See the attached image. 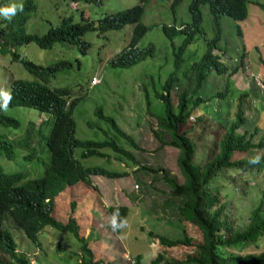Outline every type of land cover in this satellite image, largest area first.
Masks as SVG:
<instances>
[{
	"label": "rangeland",
	"instance_id": "rangeland-1",
	"mask_svg": "<svg viewBox=\"0 0 264 264\" xmlns=\"http://www.w3.org/2000/svg\"><path fill=\"white\" fill-rule=\"evenodd\" d=\"M189 1L176 0L172 3V0H146L144 2L140 21L147 25V30L138 39L136 45L142 47L152 43L154 51L151 56H146L130 66H111L108 60L128 42L133 23H126L117 29H107L101 34L96 30L84 32L81 39L88 42L85 53H80L74 45L60 41L53 42L49 48H41L33 41L13 47L24 57L41 64L50 63L56 58H66L72 62L71 67L50 76L46 85L67 86L71 89L70 97H78L72 110L75 136L100 139L104 136L103 130L111 131L107 122L93 113L95 105L99 104L137 144V147H133L125 139L121 137L118 139L120 144L131 151L132 157H123V155L114 157V151L103 148V151L108 153L107 158L98 156L79 158L84 165H102L125 173L113 178L101 174L90 175L91 183L95 188L78 181L72 186L66 185L54 197V216L63 221L66 220L69 210L67 203L69 200L75 201L72 214L77 222L79 234L81 236L89 234L87 243L93 250L94 259L98 260L96 264H151L150 259L156 252H160L164 257L182 258L183 252L191 249L184 243L166 248L158 242L155 234L175 238L185 232L192 241H201L199 228L182 219L178 210L184 197L175 192L162 176L165 172L177 182L182 181L176 162L178 149L170 145L159 146L158 140L151 131L156 127V118L147 113L141 89L143 85L147 86L149 91L153 87L157 88L173 68L170 39L165 36L160 26L161 24L177 25L188 21ZM33 2L36 8L25 21V30L39 34L45 31L49 24H57L61 16L71 15L73 20H79L82 12L85 17L97 19L105 12L122 9L137 3L138 0H101L100 3L84 0L73 2L33 0ZM256 2L264 4V0H247V15L243 19L220 15L221 33L217 42V47L224 55L221 56L224 64L228 69L236 66V71L231 74L234 86L239 89L248 87L253 93H256L253 73H258L260 79L264 80L261 76V71L264 73L262 62L264 10ZM21 3L22 0H0V8L12 5L19 7ZM200 10L201 31H196L193 40L184 48L183 65H187L201 54L205 40L213 34L212 19L207 4L200 5ZM4 20L5 17L0 15V28L4 26ZM181 37V34L174 35L173 43L177 44ZM2 40L0 34V45ZM6 47L12 49L9 43ZM217 50L214 49L213 52ZM238 58L241 60L239 61ZM178 75L176 86L172 87L173 102L180 89L185 88L187 93H190L193 80L192 73L183 76L180 70ZM92 77H97L98 82L90 84ZM13 78L34 79L35 77L18 61L11 59L9 52L0 50V92L8 93L9 83ZM206 80H208L207 84L212 86V91L223 85V75L220 74L211 73ZM207 84V87H204L206 90H208ZM256 96L251 94L243 99L245 120L237 128V131H244L248 135L256 123L259 129H256L251 136L253 141L261 136L264 138V107L263 110L256 109L262 102L257 100ZM3 98L5 97L0 95V99ZM153 102L152 107L155 105ZM217 103L218 100L213 98L207 99L204 106L198 104L181 126L182 129L187 130L193 141L192 162L199 165L207 160L212 147L216 149L215 141L220 138L224 130L216 119L221 111ZM228 106L231 114L234 108L233 101ZM0 111L20 121L17 127L0 124V136L5 139L21 137L29 121L36 126L35 136L33 132L28 145L15 146L10 157L0 152V167L3 171L23 170L30 177L39 175L43 170V161L48 159L39 136L40 132L45 133L50 126L49 114L25 106H5ZM220 121H225V118ZM33 125L31 126L34 128ZM188 125L191 127H187ZM79 150V147L75 148V156ZM262 151V149H253L247 152H232L231 157L258 155ZM159 167L164 171L155 169ZM221 177L216 181L221 198L225 199L227 206L232 207L228 213L232 216L233 223L237 224L238 212L257 202L264 187V171L226 168L221 172ZM226 189L227 193H225ZM109 204H125L128 207L118 230H115L111 219L107 216L106 206ZM245 212L246 210L240 213L245 216ZM6 226L15 240L16 249L27 255L29 264H77L78 243L69 233L46 227L39 235L42 243L39 247L28 239L22 230L13 227L11 221ZM149 231L154 235L149 234ZM257 241L261 247L264 244V234ZM162 247H165L164 250ZM226 249L247 252L253 251L254 246L246 243L241 247L231 246Z\"/></svg>",
	"mask_w": 264,
	"mask_h": 264
},
{
	"label": "trees",
	"instance_id": "trees-1",
	"mask_svg": "<svg viewBox=\"0 0 264 264\" xmlns=\"http://www.w3.org/2000/svg\"><path fill=\"white\" fill-rule=\"evenodd\" d=\"M84 1L101 2V0ZM145 1L138 0L137 3L122 9L105 12L97 19L85 17L82 12L79 20H73L71 15L61 16L57 24H49L45 31L39 34L25 30V21L36 8L33 0H22L20 4L22 10L19 6L11 19L5 18L4 26L0 28L3 39L0 50L9 52L11 59L18 61L35 78H13L9 83L8 91L11 98L7 104L5 98L0 99V109L5 106H25L47 112L50 117V126L45 133L40 132L39 136L43 141L48 158L47 161H43V170L39 175L30 177L23 170L3 171L0 167V264H29L27 255L16 249L15 240L6 226L9 221L13 227L22 230L23 234L39 247L42 246L39 235L46 227L67 232L78 243L77 264H96L98 260L94 259L93 250L87 243L89 234L81 236L78 232V225L72 214L75 201L69 200L67 203L69 210L66 220L63 221L54 216V197L66 185L72 186L78 181H83L95 188L91 183L90 175L101 174L113 178L125 173L108 169L102 165H84L79 158L87 156L107 158L108 153L103 151V148L114 151V157L122 155L132 157L131 151L118 142L119 137L125 139L133 147H137L132 136L120 128L114 117L105 113L102 105L99 104L95 105L93 113L107 122L111 131L103 130L104 136L100 139L75 136L72 110L78 97H70L71 89L67 86L49 87L46 85L50 76L71 67L72 62L66 58H56L50 63L41 64L24 57L13 47L33 41L41 48H49L53 42L60 41L74 45L80 53H85L88 42L81 39L84 32L96 30L98 34H101L107 29H117L126 23H133L128 42L108 60L111 66H130L146 56H151L154 51L152 43L142 47L136 45L138 39L147 30V25L140 21ZM172 1V3L176 2V0ZM204 3L207 4L211 15L213 34L205 40L201 54L187 65H183L184 48L193 40L195 32L201 31L200 5ZM246 3L247 0H190L187 4L188 21L177 25L161 24L160 26L165 36L170 39L173 68L157 88L153 87L149 91L147 86L143 85L141 87L142 97L147 113L156 118V127L151 131L158 140L159 146L170 145L178 149L176 162L182 175V181L177 182L165 172L162 176L175 192L184 197L178 210L182 219L199 228L201 241H192L184 231L182 236L175 238L155 234L158 242L166 248L184 243L191 249L183 252L182 258L164 257L160 252H156L150 259L151 264H264V244L259 247L260 244L257 241L264 234V187L261 189L257 202L240 211L243 213L246 210V217L238 212L239 223L234 224L232 216L228 213L232 207L227 206L225 199L221 198L216 182L222 178L221 172L226 168L264 171V138L261 136L262 139L259 137L255 141L251 139L254 131L259 129L258 125L255 123L256 128L254 127L248 135L244 131H237L245 120L243 99L256 94L257 100L262 101L256 109L263 110L264 96L258 91L259 86L254 80L256 93L248 87L239 89L234 86L231 74L236 71V66L228 69L221 58L224 55L217 47L221 33L220 15L243 19L247 15ZM256 4L264 10L263 3L256 2ZM237 31L239 33V29ZM176 34H181L182 37L177 44H174L172 37ZM8 43L12 49L6 47ZM214 49H218L217 52H213ZM262 62L264 64V60ZM180 70L183 76L192 73L193 80L190 93H187L185 88L180 89L173 102L172 87L176 86L175 82L179 78ZM211 73L223 75V85L218 86L215 91H212V86L207 84L208 80H206ZM206 84L208 90L204 88L207 87ZM213 98L218 100L217 104L221 111L216 119L224 130L220 138L215 141L216 149L212 147L207 160L199 165L192 162L193 141L187 130L182 129L181 126L198 104L204 106L207 99L212 100ZM231 101H233L234 108L230 114L228 105ZM152 102L155 104L153 107ZM222 118H225V121H220ZM19 123L18 118L0 111V124L17 127ZM31 125L33 124L29 121L24 134L17 139H5L0 136V152L10 157L15 146L28 145L33 132L35 136L36 126L33 125V128ZM77 147L80 150L75 156L74 150ZM253 149L263 151L258 155L242 158L231 157L232 152H247ZM25 157H30V155H25ZM257 158V163L251 162ZM155 169L164 171L161 167ZM227 192L226 189L225 193ZM106 211L111 222L115 217L114 228L118 230L127 214L128 207L125 204H109L106 206ZM243 217H245L244 220ZM149 234L154 235L150 231ZM246 243L252 244L254 250L235 252L226 249L231 246L241 247ZM164 248L162 247L163 250Z\"/></svg>",
	"mask_w": 264,
	"mask_h": 264
},
{
	"label": "clouds",
	"instance_id": "clouds-1",
	"mask_svg": "<svg viewBox=\"0 0 264 264\" xmlns=\"http://www.w3.org/2000/svg\"><path fill=\"white\" fill-rule=\"evenodd\" d=\"M16 5H12L9 7H4V8H0V15H2L3 17L7 18V19H11L12 16H14L16 14ZM21 10H22V5L20 6ZM92 84V83H90ZM0 95H3L5 97V101L6 104L7 102L10 100V94L7 92H0ZM252 163H257L258 162V158L251 161ZM113 226H115V217H113Z\"/></svg>",
	"mask_w": 264,
	"mask_h": 264
},
{
	"label": "built area",
	"instance_id": "built-area-1",
	"mask_svg": "<svg viewBox=\"0 0 264 264\" xmlns=\"http://www.w3.org/2000/svg\"><path fill=\"white\" fill-rule=\"evenodd\" d=\"M255 74V76H253V79H254V81L258 84V86H259V91L262 93V95L264 96V81H262L261 79H260V76H259V74L257 73H253V75ZM258 79V81H256ZM98 78L97 77H92L91 78V80H90V82L92 83V84H94V83H96V82H98Z\"/></svg>",
	"mask_w": 264,
	"mask_h": 264
},
{
	"label": "crops",
	"instance_id": "crops-1",
	"mask_svg": "<svg viewBox=\"0 0 264 264\" xmlns=\"http://www.w3.org/2000/svg\"><path fill=\"white\" fill-rule=\"evenodd\" d=\"M261 74H262L261 76H262V78H263V77H264V73H262V71H261Z\"/></svg>",
	"mask_w": 264,
	"mask_h": 264
}]
</instances>
